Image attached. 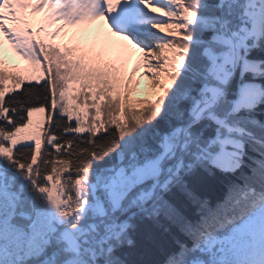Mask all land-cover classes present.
<instances>
[{"label": "snow or ice", "instance_id": "6c2138e0", "mask_svg": "<svg viewBox=\"0 0 264 264\" xmlns=\"http://www.w3.org/2000/svg\"><path fill=\"white\" fill-rule=\"evenodd\" d=\"M95 20L143 53V89L122 57L51 42ZM5 41L29 70H6ZM254 51L264 53V0H0V264H133L121 251L136 247L135 222L161 214L192 241L163 264H214L247 237L264 246ZM197 168H247L243 195L211 209L185 181ZM174 186L198 221L165 199Z\"/></svg>", "mask_w": 264, "mask_h": 264}, {"label": "trees", "instance_id": "16d2710c", "mask_svg": "<svg viewBox=\"0 0 264 264\" xmlns=\"http://www.w3.org/2000/svg\"><path fill=\"white\" fill-rule=\"evenodd\" d=\"M210 2H215V0H210ZM252 56L253 58H262L264 53L254 51ZM121 119H123L122 114ZM249 154L251 155L252 153ZM246 173H248L247 168L235 174H226L214 168H209L208 170L197 168L193 174L185 177V181L200 201H207L208 206L215 210L225 207L230 200L234 205L235 199L233 197L239 198L243 195V190H245L243 175ZM165 199L182 204L190 211L191 219L195 221L200 219L198 206L186 197L181 187L174 186L171 192L165 193ZM232 227L233 225H228L219 234L226 236V234L231 232ZM131 236L136 241V247L128 248L125 246L121 251V255L122 258H125L123 253H128L126 259L133 262V264H163L169 253L179 251L177 240L189 246L192 243L191 239L181 234L176 226L163 214L156 220H137ZM233 262L231 260L224 264H234ZM256 264H264V261H257Z\"/></svg>", "mask_w": 264, "mask_h": 264}, {"label": "rangeland", "instance_id": "374dc122", "mask_svg": "<svg viewBox=\"0 0 264 264\" xmlns=\"http://www.w3.org/2000/svg\"><path fill=\"white\" fill-rule=\"evenodd\" d=\"M40 15L43 17L44 14L41 13ZM156 15L160 14L156 13ZM45 27L48 31H51L47 23H45ZM48 39L50 40V37ZM51 42L61 47V49L75 48L105 60L122 57L127 74L129 76L135 74L136 80L141 83V89L148 84V78L140 75V73L146 70L142 67V60L139 58L137 51L130 46L125 47L126 42L121 41L119 37L113 36L105 20L86 21L82 25L64 26V30L60 36ZM110 43L121 45L125 51L121 54H116L108 46V44L114 45ZM3 51L6 70L23 73L31 68L30 62L17 54L6 41L3 45ZM229 234L230 232L226 236ZM230 259L234 261V264H256L257 261L263 262L264 246L261 245L258 238L247 237L244 244L236 245L224 252H218L214 264H224L230 262Z\"/></svg>", "mask_w": 264, "mask_h": 264}, {"label": "bare ground", "instance_id": "6f19581e", "mask_svg": "<svg viewBox=\"0 0 264 264\" xmlns=\"http://www.w3.org/2000/svg\"><path fill=\"white\" fill-rule=\"evenodd\" d=\"M110 44H114V43H110ZM108 46L111 47L116 54H121L125 51L124 48L119 44H114L112 46L108 44ZM135 50L137 51L139 58L143 61V53L137 49H135Z\"/></svg>", "mask_w": 264, "mask_h": 264}]
</instances>
